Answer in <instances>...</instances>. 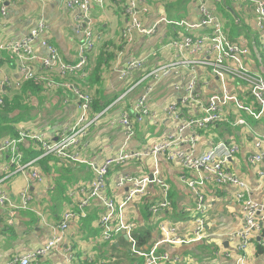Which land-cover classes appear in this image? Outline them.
Here are the masks:
<instances>
[{
    "label": "crops",
    "instance_id": "0c3cea01",
    "mask_svg": "<svg viewBox=\"0 0 264 264\" xmlns=\"http://www.w3.org/2000/svg\"><path fill=\"white\" fill-rule=\"evenodd\" d=\"M130 1H134L140 10L148 9L141 13L140 20L143 27L153 29L154 34H135L132 42L126 44L120 33L127 22L124 6ZM203 1L207 4L210 16L219 23L223 36L229 42L249 50L245 64L250 73L264 79V46L260 42L250 4L244 0ZM198 2L199 0H104L101 4H93L87 17L82 18L79 11L68 9L67 0H6V14H0V44L24 37L37 21H43L48 27V42L57 49L65 63L75 64L78 62V45L82 39L81 33H76V26L79 25L81 31L89 29L92 41V49L86 53L85 67L65 78H61L56 71L48 73L37 62L36 72L39 76L46 77L58 87L47 90L42 83V90H33L32 93L22 87L25 82L19 85L21 74L18 63L8 53L0 51V91L4 97L13 99L19 95L22 99L20 111L15 113L21 117L15 129L24 127L54 140L55 135L62 128L71 126L79 115V101L74 96L73 89L90 94L93 100L90 116H101L98 125L91 128L82 139L79 154L86 163L60 160L54 156L41 157L34 149L33 142L25 140L22 143L20 150L23 160L34 162L33 168L40 177L38 182L31 179V170L23 174H12L13 168H6L8 155L0 154V190L8 194L13 204L20 202V194L25 189H28L31 198V211L11 213L7 208H0V264H20L22 256L43 246L50 239L49 227L58 225L63 213L78 212V204L82 199L80 189L88 187L94 179L91 164L99 165L121 149L141 151L145 144L172 134L174 122L164 116V110L170 102L180 101L184 94L183 87L191 76L197 77L196 92L200 94L203 103L212 94L219 93V79L210 73L209 68L198 64L208 57V42H203L196 52L165 47L171 40L182 43L186 37H190L196 42L197 39L210 35L211 27L192 29L186 25L180 26V23L193 25L200 21L202 13ZM34 52L39 58L47 55L46 50L38 44L34 47ZM144 57L146 60L143 69L121 78L120 70L128 62ZM171 63H175L171 73L155 85L148 99L149 114L138 121L134 105L151 83L150 79L142 78L152 70ZM227 87L231 89L230 85ZM245 102L250 103L249 100ZM125 110L129 113L134 131L129 140H126L117 123ZM223 113L228 121L206 130L197 129V136H194L197 138L192 146L186 144L192 133L185 132L181 149H191L194 156H200L221 142L235 147V153L228 159L225 169L248 185V198L264 205V164L253 167L248 161V156L253 152L248 142L252 139L253 144L255 136L264 134V114L259 119L247 115L260 131L252 132L251 136L246 131L249 128L230 124L229 121L240 118L233 105L226 106ZM195 116L198 118L201 114L195 111ZM241 119L251 128L244 114ZM6 137L9 136L2 138ZM155 168L168 186L172 208L157 217L150 216L149 204L163 199L158 186L150 185L147 196L137 198L123 211L124 221L135 224L133 235H136L138 242L145 241L143 245L137 246L144 251L154 247L161 237V223L176 228L180 237L193 236L197 221L202 218L205 238L201 242L178 248L162 246L159 249L180 257L179 264H235L238 253L234 250L236 243L231 242L230 237L240 228L241 219L240 208L234 201L231 186H218L210 180L205 181L202 185L205 210L203 213L196 212V204L186 182L198 180L205 176L204 173L189 171L178 162L167 161L163 157H150L112 166L106 178L108 195L116 201L121 200L129 186L118 184L121 177H150ZM83 212L84 216L68 226L62 241L49 257L39 258L30 264L144 262L142 258L130 253L131 245L125 234L117 235L110 243L101 241L98 228L101 205L98 201H91ZM206 249L210 253H206ZM70 254L72 260H69ZM261 255L257 254V244H251L244 254L246 264H261L264 259Z\"/></svg>",
    "mask_w": 264,
    "mask_h": 264
},
{
    "label": "built area",
    "instance_id": "2783aa9c",
    "mask_svg": "<svg viewBox=\"0 0 264 264\" xmlns=\"http://www.w3.org/2000/svg\"><path fill=\"white\" fill-rule=\"evenodd\" d=\"M42 2L44 0H29ZM104 0H67L69 10H77L82 18H86L93 4H101ZM6 0H0V14H6ZM249 3L254 12V21L260 35V42L264 46V0H244ZM201 5L202 18L199 22L188 25L180 23L192 29H200L211 27L209 36L197 39L195 42L190 37H186L182 43L171 40L165 47L169 49L190 50L196 52L200 49L203 42H208L209 47L206 51L207 58H203L198 62L199 66L209 68L210 73L219 79L221 90L218 94H212L206 103L201 100L200 94L196 92L197 77L191 76L190 80L183 87V97L180 101H172L164 110V116L169 117L174 122V132L165 138L156 142L145 144L141 151H129L121 149L112 157L106 158L101 164H91L94 172V179L88 187H81L79 203L80 215L84 216L83 209L89 205L91 201H98L101 205V214L98 220V228L100 230V239L102 242L110 243L116 235L125 234L130 242V253L144 260L141 264H179L181 259L178 256H172L168 252L160 250L162 246L183 247L190 244L201 242L205 238L204 222L201 219L197 221V227L192 239L180 237L177 229L173 226L161 223L160 239L154 247L149 250H142L137 246V242L133 237L135 224L125 222L123 219V211L137 198L148 195V187L156 185L163 199L155 201L148 206L150 216L157 217L163 212L172 208V202L168 197V186L160 177L158 170L155 168L151 176L142 178H134L123 176L119 179V185L128 184L126 195L119 201L114 200L108 195L107 174L112 166H119L129 161H142L147 158L163 157L167 161H176L184 169L195 172H203L204 177L198 180L187 181L192 198L196 204V212L203 213L205 210V197L202 189L203 183L210 180L218 186L229 185L233 188V198L235 203L239 205L241 214L240 228L232 234L230 241L234 242V250L237 251V259L235 264H246L244 254L251 244H257L264 253V205L258 204L246 195L249 191L248 185L241 179L231 175L226 169V163L232 158L236 148L225 144L218 143L208 152L194 156L191 149L182 150L181 146L185 138V132L190 131L192 137L190 141L186 140V144L193 145V141L197 136L196 130H206L210 126L216 125L224 120V108L233 105L236 110L242 111L254 119H259L264 114V79L250 73L246 67L245 60L249 54L246 47L229 42L223 36L219 23L210 16L207 10V4L203 0H199ZM148 9H138L134 1L128 2L124 6V12L127 22L120 33L121 39L129 44L133 40L135 34L142 36H151L154 34L153 29H145L141 23V13L147 12ZM48 27L45 22L37 21L24 37L19 39H11V41L0 44V51L11 55L18 63V71L21 74L19 85L29 80H37L44 84L47 90H54L58 85L46 77H41L36 72V63L38 62L42 69L48 73H56L61 77L73 74L82 70L87 64L86 53L92 49L91 32L89 29L81 31L80 26H76V33L82 36L78 45V62L75 64L65 63L57 49L51 45L47 38ZM36 44L46 50V57L39 58L35 52ZM202 52V51H198ZM146 57L142 59L132 60L128 62L120 71L121 78L131 75L132 72L143 69ZM175 63L162 65L149 74L145 75L142 80L150 79L151 83L146 86L142 96L134 105V113L138 116L137 120L141 121L143 116L149 114L147 102L152 94L155 85L163 78H166L174 68ZM228 85L231 89H228ZM74 96L79 101V115L71 126L62 128L51 140L44 134L36 133L25 129L24 127L16 128V135L0 139V154L8 155V163L6 168H13L12 174L25 173L30 171V177L34 181H40L36 170L33 168V161L24 162L20 146L25 140L33 142V147L41 153V157L54 156L60 160H69L75 162L86 163L82 160L79 151L82 148V139L87 132L96 127L100 121V116H90L91 106L93 103L92 96L88 93H82L75 89L72 90ZM124 97L118 98L120 101ZM249 100L252 107L244 105L243 101ZM246 103V102H245ZM2 104V92L0 91V105ZM257 106V108L255 107ZM255 109H254V108ZM201 114L200 117H194V112ZM118 125L122 128L126 140L133 137L134 131L129 120V113L125 110L118 119ZM234 125L245 126L243 119L237 120ZM194 137V138H193ZM254 152L248 156V161L253 167L264 164V134L261 138L255 137L253 142ZM25 189L20 194V202L13 204L8 194L0 190V208L7 207L8 212L14 211H31L30 195ZM72 194V193H71ZM76 214L65 212L62 220L56 226H50V239L41 247L22 256L19 259L20 264H30L39 258H47L57 245L62 241L70 223L77 220ZM11 224V223H10ZM72 254L69 260H72Z\"/></svg>",
    "mask_w": 264,
    "mask_h": 264
},
{
    "label": "trees",
    "instance_id": "16d2710c",
    "mask_svg": "<svg viewBox=\"0 0 264 264\" xmlns=\"http://www.w3.org/2000/svg\"><path fill=\"white\" fill-rule=\"evenodd\" d=\"M22 87H24L25 91H29L32 93L33 90H38V91L42 90V83L37 80H29L23 83ZM20 102H22V99L19 95L15 96L13 99L8 98L6 96L4 97V95H2V104L0 105V139L4 136L13 137L16 135L15 125L19 122L21 117L17 116L15 113L17 111H20V108H19ZM37 152L40 153L39 151ZM3 208H7V207H3ZM68 212H71V211H68ZM79 212H80V209H79V204H78V212L74 214H76L77 217H82L83 215L81 216ZM64 214L65 213H63V215ZM263 235H264V230H263ZM133 237L135 238L138 246L143 245L145 243V241L138 242L136 235H133ZM262 253H263L262 249L259 246H257V254L261 255Z\"/></svg>",
    "mask_w": 264,
    "mask_h": 264
},
{
    "label": "rangeland",
    "instance_id": "374dc122",
    "mask_svg": "<svg viewBox=\"0 0 264 264\" xmlns=\"http://www.w3.org/2000/svg\"><path fill=\"white\" fill-rule=\"evenodd\" d=\"M244 105L247 106V107H250V108L252 107L251 103H244ZM236 112H237V114H238L239 117H240V118H238L237 120L241 119V118H242V114H244V115H245V119L250 123L251 128L248 126L247 122L243 119V120L246 122V125H245V126H242V127L249 128V129L246 130L247 133H248L249 135L252 136V132H258V133H260L259 128H258L257 126H255V124L253 123L252 119L249 118V117L247 116V114H245L244 112L239 111V110H236ZM224 120H225V122L228 121V120H227V117H225V115H224ZM237 120H233V121H229V122H230V124H231L232 126H236V125H234V123H235ZM237 126H238V125H237ZM255 137H256V136H255ZM258 138H261V135H260V136L258 135ZM232 144H234V143L232 142ZM248 144H249V146L252 147L253 152H254V148H253V144H252V139H250V141L248 142ZM253 152H252V153H253ZM252 153H251V154H252ZM204 175H205V174H204ZM204 175H203V176H204ZM239 212H240V211H239ZM192 215L194 216V213H192ZM238 217H239V215H238ZM240 219H241V214H240ZM189 221H192V219H189ZM186 238H187V239H192V236H187ZM190 245H191V244H190ZM206 253H210V250H209V249H206ZM259 256H260V255H259ZM261 256L264 257V254L262 253ZM250 261H251V259H250ZM261 264H264V259H263V261H262Z\"/></svg>",
    "mask_w": 264,
    "mask_h": 264
}]
</instances>
